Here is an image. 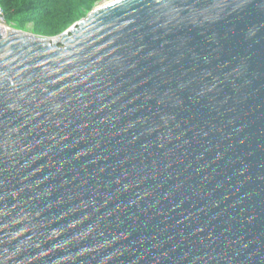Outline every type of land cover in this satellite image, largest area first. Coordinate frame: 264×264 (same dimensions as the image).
<instances>
[{
	"label": "water",
	"instance_id": "obj_1",
	"mask_svg": "<svg viewBox=\"0 0 264 264\" xmlns=\"http://www.w3.org/2000/svg\"><path fill=\"white\" fill-rule=\"evenodd\" d=\"M0 264H264V0L0 30Z\"/></svg>",
	"mask_w": 264,
	"mask_h": 264
},
{
	"label": "trees",
	"instance_id": "obj_2",
	"mask_svg": "<svg viewBox=\"0 0 264 264\" xmlns=\"http://www.w3.org/2000/svg\"><path fill=\"white\" fill-rule=\"evenodd\" d=\"M97 1L0 0V6L10 23L23 25L28 22H44L52 24L53 30L62 33L70 24L78 22L82 15L91 12Z\"/></svg>",
	"mask_w": 264,
	"mask_h": 264
},
{
	"label": "rangeland",
	"instance_id": "obj_3",
	"mask_svg": "<svg viewBox=\"0 0 264 264\" xmlns=\"http://www.w3.org/2000/svg\"><path fill=\"white\" fill-rule=\"evenodd\" d=\"M88 1L91 3V1L93 2L94 0H88ZM111 1H113V0H99V1H97L98 3L97 2L95 3V4H97L96 6L94 4V6H95L94 9L96 7L105 5ZM88 13H90V12H88ZM88 13L82 15L80 20L85 18ZM75 23H77V22H75ZM75 23L70 24L66 29H64V31L62 33H64L65 31L70 29L72 26H74ZM51 25L49 23H44V22H41V23L40 22H28V23L23 24V25H17L15 23V29L14 30L15 31H21V32H24L28 35L35 36L38 38L53 40V39L57 38L59 35H61L62 33H59L57 31L53 30L51 28ZM52 27H53V25H52Z\"/></svg>",
	"mask_w": 264,
	"mask_h": 264
},
{
	"label": "built area",
	"instance_id": "obj_4",
	"mask_svg": "<svg viewBox=\"0 0 264 264\" xmlns=\"http://www.w3.org/2000/svg\"><path fill=\"white\" fill-rule=\"evenodd\" d=\"M15 23H10L7 21L5 17V13L3 9L0 6V30L2 31V35L6 36L8 35L9 31H15Z\"/></svg>",
	"mask_w": 264,
	"mask_h": 264
}]
</instances>
